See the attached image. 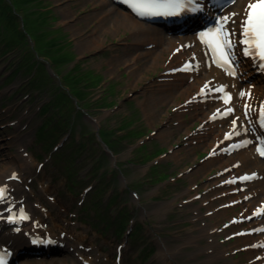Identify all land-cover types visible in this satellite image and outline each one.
<instances>
[{
    "label": "rangeland",
    "instance_id": "374dc122",
    "mask_svg": "<svg viewBox=\"0 0 264 264\" xmlns=\"http://www.w3.org/2000/svg\"><path fill=\"white\" fill-rule=\"evenodd\" d=\"M41 2L42 8L49 13L44 20L40 19L37 9H33L30 18L26 16L27 9L17 5L13 8L36 50L35 54L31 53L35 60L33 74L20 69L28 51L15 48L12 53H7L3 48L6 37L0 34V170L13 167L22 173L20 157H33L35 165L29 174L25 171L27 177L22 184L31 195L28 204L33 207L38 202L46 207L49 212L47 222L56 221V226L49 223L53 228L52 235L59 238L64 247H57L59 244L55 241L56 247L42 254L41 260L32 252L31 257L25 255L23 258L31 259L28 262L33 264L42 260L44 264H87L80 260L82 257L90 260L89 264H228L232 261L249 264V257L237 246L241 243L230 238L233 232L226 233L229 231L222 229L229 220L227 217H233V213L218 220L212 215L202 217L201 213L208 209L205 204L189 200L188 189L204 191L203 186L213 175V170L191 174L204 163L201 162L206 155L204 147L195 152L193 150L200 146L194 148L188 142L199 122H189L191 119L186 115L189 124L186 133L185 129H178L179 121L173 117L175 111L171 107L174 103L154 100L162 69L147 67L142 59L131 60L128 68L122 64L129 54L123 45L129 40L128 34L103 18L106 8H96V0ZM31 5L30 8L38 7ZM46 20L59 32L56 38L62 37V45L53 46V38H45L42 34ZM99 25L112 29L113 34L101 31ZM4 31L0 18V33ZM93 39L96 44H92ZM46 52L54 53V57ZM60 52L70 53V59L59 61ZM73 68H79L83 75L87 71L97 74L95 76H101L102 81H96L97 86L88 88V95L78 100L83 101L82 109L74 116L70 128L75 131L64 135L65 131L55 137V142L50 137L44 139L41 136L44 132L40 135L39 129L46 117L54 115V108L60 104V110L71 114V103L76 106L75 99L72 98L71 103L65 101V96L57 92L56 87L61 83L72 93L68 74ZM52 98L54 108L50 114L39 113ZM102 98L114 103V107L107 109L104 108L106 104H97ZM183 98L179 97L177 103ZM59 99L65 102L59 103ZM131 127L133 132L125 131ZM97 130L111 135V139H107L108 135L105 137L110 148L104 149L101 145L105 142L100 144V140L95 139ZM138 132L144 136L138 141L129 136ZM82 144L81 154L70 162L72 169L68 171V163L59 160L60 156L62 159L71 147ZM64 148L65 153L59 155ZM101 149L106 154L102 160ZM175 152L176 156L173 155ZM148 157L153 160L147 162ZM165 175L166 179L160 181ZM94 191L99 194L92 201H96V207L107 218L108 228L97 220L92 208L95 203L90 204ZM111 196L114 201L107 206ZM210 204L214 207L216 202ZM35 211L39 218L44 215L43 209ZM125 214L133 224L142 225L139 239L138 236L131 239L123 231L118 233L116 221ZM207 225L212 231H220V234L210 236L217 240L218 249L227 250L221 260L213 258L216 248L209 249L210 241L201 237L199 228ZM61 233L65 237L62 238ZM188 235L196 239L188 243ZM228 249L236 253L229 256ZM77 253L82 255L76 257ZM118 258H121L120 262H117Z\"/></svg>",
    "mask_w": 264,
    "mask_h": 264
},
{
    "label": "bare ground",
    "instance_id": "6f19581e",
    "mask_svg": "<svg viewBox=\"0 0 264 264\" xmlns=\"http://www.w3.org/2000/svg\"><path fill=\"white\" fill-rule=\"evenodd\" d=\"M252 0H236L234 4H227L222 7V13L221 17H228V21H234L238 13L244 10V8H247V4ZM107 0H96L95 7H103L106 6ZM42 4V2H41ZM43 5V4H42ZM214 7H210L209 13L210 15L214 13ZM103 11V10H102ZM116 11V12H115ZM114 12V13H113ZM235 13L236 15L233 16L232 14ZM103 14H106L103 16V18L107 19L108 23H110L113 27L124 31L128 34L129 40L123 45L126 49L129 50V54L126 61H123L122 64H124L127 68L129 67V62L131 60H144L146 62L147 67L151 68H157L161 67L162 71L160 72L161 75L159 76L161 78V82L158 85V89L155 92V95H157L154 100L158 103L161 101H164L166 103H174V114L173 117L178 120V129H185V132L187 133L189 129V124H187V121L184 122L182 117L186 114L189 116L190 119H195L197 121H200V123H204L205 132L202 136L193 137L188 142H191L190 145H193L194 148L199 147L198 149H195L193 151L199 150L201 147H204L205 150H210L214 152V156L207 157L204 159V163L199 165L197 168L193 169L191 174L198 175V173H208L210 170H217L214 173H216V181L214 180L212 174L208 177L206 184L203 186L204 189V200L200 199L199 203L204 204L206 201L212 199L213 197H221L222 199L226 200L224 203L233 204L230 208L235 207L236 205H240V211H243V214H250V212L254 211L259 206V201H264V162L258 160L256 157L252 154L251 150H242L239 152H235L232 154H221L217 153V150L220 149L222 145H225L221 142V138L223 139L224 133L227 131V120H210L209 119V111L212 110L209 106H204L203 104L199 103L197 105H193L191 109H189L186 113L185 108L182 107V100L177 103V99L179 97H184V101L188 100L191 96L197 97L198 94L197 91L199 88L204 86V82L212 77H216L217 82H226L228 81L223 77V75L217 71L214 70V74L212 72H202L200 75L193 74V78L190 81L189 77L187 75H176V76H168L164 72L174 67V64L168 65L170 63H176L178 64L183 60V58L186 55L191 56V53L185 49L184 42L187 40L193 39V34L188 35H181V36H169L164 28L158 26V25H150V24H144V23H134L130 21L129 16H124L123 20L118 18L120 16V13L117 11L115 7H106V9L103 11ZM51 24V22H50ZM99 28L101 31L113 34V30L109 29L108 27H101L99 25ZM27 39V47L25 46L23 49L28 51L29 48H31L32 43L28 36H25ZM92 44H96L95 40L93 39ZM179 44V46H178ZM179 47L174 53L172 52L174 48ZM181 48V49H180ZM196 53H201L200 48L197 47ZM172 53V54H171ZM170 56L168 57V55ZM47 61H44L46 64ZM147 67H143L144 69ZM244 70H249L251 73H253V70H251V67L247 65V67ZM197 71L199 72V67L197 68ZM52 77V76H50ZM102 79V77H100ZM243 78V77H242ZM52 79V78H51ZM229 88L238 94L239 89H246V90H253L255 91V94H257V97L260 99H264V79L260 76H258L252 84H244L243 82H240L239 79L232 80ZM66 95H69L70 93L64 91ZM251 105L254 104V101L251 99L249 101ZM234 104H238L239 109H242L243 101L239 100L237 97L234 99ZM42 112V109L39 110V113ZM248 115H242L239 113L234 114V119L237 120L238 125L244 127L242 129L243 133L246 132L247 134H244L245 136H249L251 138L255 137V134L249 129V127L246 124L247 119H250V115L252 114V110H248ZM91 119V118H89ZM93 121V120H92ZM245 124V125H244ZM40 130V129H39ZM160 136L163 134L159 133ZM244 136V137H245ZM203 143H207L204 145ZM104 145H106L104 143ZM190 150L191 148H187ZM207 150V151H208ZM174 156L177 155V152L173 154ZM22 160V173L17 171V169L10 167L8 170H0V185H7L9 187L8 191H11V200L14 203L19 204H27L29 203L31 199V195H29L28 192H26V189L23 187V183L25 181L26 174L30 173V169L32 166L35 165V160L32 156L25 158L24 155L20 157ZM254 171L256 173V177L254 179V182L251 184H242V183H230L229 181L238 177L242 173H249ZM16 173L17 178L19 177L21 181L17 182H8V179L12 178L13 174ZM24 173V174H23ZM12 181V180H10ZM191 182H194V184H197V181L195 179H191ZM192 184V186H194ZM13 191V192H12ZM195 191H192V188H189L187 191V194L189 195V198H192L196 194ZM236 199H243L241 203H236ZM202 206V205H201ZM30 210L31 206H28ZM36 207L39 209H43V207L37 203ZM36 207H33V210H37ZM161 209V208H160ZM205 209V208H204ZM211 209V208H210ZM226 209V208H225ZM32 210V211H33ZM232 210V209H231ZM231 210H221V211H214L211 214L213 217H215L217 220L218 218H225L228 216V213L231 212ZM236 214H239V210L233 209ZM206 212V211H205ZM205 212L201 213L203 216H205ZM251 212V213H252ZM33 214L35 216V212L33 211ZM196 215V214H195ZM198 218V216H197ZM230 218V217H227ZM36 221L38 222L36 229H28L26 231V235H29V233H34L36 236L40 235V230H42L45 235H50L51 232H53V228H51L50 225L56 226V221H52L49 225V223H46V221L41 217V219L36 218ZM202 219V217H200ZM47 229H43V227ZM251 227H258V226H264V212L262 215L258 217H254V219L251 222ZM237 227H240L238 224ZM2 231L0 233V239L3 242L4 246L15 249L16 255L15 258L18 261L19 254L22 252V250L26 249V246L28 245V237L24 236V234H13L12 231L8 232L10 229L6 226V223L2 224ZM236 225L231 226L230 231L226 233H236L241 230L236 231L235 230ZM201 237L204 235L210 236V226L207 225L205 228L201 229ZM66 231V230H65ZM187 235V234H186ZM51 240L59 241V238L57 239L54 237L51 233ZM189 236V235H188ZM211 237V236H210ZM84 239V238H83ZM196 237H190L187 239L188 243H192L191 241H194ZM184 240V239H183ZM237 242H240L243 246H245V254L248 255L249 260L252 264H264V248L259 249H253V246L264 243V231L260 234H253L246 237H241L236 239ZM186 241V240H185ZM210 241V244L208 245L209 249L216 248L213 252L215 253L213 255L214 259H222L224 256L227 255V251L223 249L217 248V241L213 239H208L207 242ZM27 242V243H25ZM62 243V242H61ZM207 245V244H206ZM29 247V246H28ZM82 254L77 253L76 257L80 256ZM230 256V255H229ZM14 258V259H15ZM82 262L90 263V260H86L84 257H82ZM43 262V261H42ZM21 264H31V262H21ZM44 264V263H41ZM228 264H235V262H231Z\"/></svg>",
    "mask_w": 264,
    "mask_h": 264
},
{
    "label": "trees",
    "instance_id": "16d2710c",
    "mask_svg": "<svg viewBox=\"0 0 264 264\" xmlns=\"http://www.w3.org/2000/svg\"><path fill=\"white\" fill-rule=\"evenodd\" d=\"M33 5H38V7H32L30 8V6ZM15 5L19 6L20 9L22 8L23 10H26V16L30 17V15L35 11L33 9H37L36 11L39 12L40 15V19L44 20V17L46 19L47 14H49L47 12V9H43L42 8V4H41V0H15V2H12L11 0H0V18H1V22H2V26L5 28V31L0 33V34H4L5 35V42L3 48L7 51V53H12V50H14L15 48H19V49H23L25 46L27 47V39L25 38V36H27V32L25 31L24 26H22V22L21 20L16 16L15 14V10H13V8L15 9ZM39 9V10H38ZM14 12V13H13ZM15 17V19H14ZM31 18V17H30ZM50 21V20H49ZM38 28V27H36ZM42 34H44L45 38H53L52 40V44L53 46L57 45V44H61V40L62 37L60 38V40H58L57 34L59 32H56L53 28L50 27L49 23L47 24V20L44 21V28L41 29ZM8 34V36H7ZM10 35V36H9ZM62 45V44H61ZM67 50V49H66ZM35 51L33 49V47L31 46V48L28 49V52L25 54L26 58L24 59V61H21L20 64V69L21 67L23 68V70L25 71V73H34V64H35V60L34 57L31 55V53L33 52L35 54ZM59 52V51H58ZM46 54L51 55L52 57H54V53H48L46 52ZM64 54V55H63ZM59 55L58 60L59 61H67L70 59L71 54L70 53H63ZM33 58V60H32ZM58 63L55 64V66L58 68L59 64ZM54 66V65H53ZM55 73V71H54ZM95 74V73H94ZM46 77L50 78V75H48L47 73L44 74ZM97 75V74H95ZM93 74H89L88 71L83 75L79 73V68H73L71 69V71L68 74L69 80L72 82L71 86H72V93H70L69 95H66L64 93V91H66L65 88H63L61 86V83L58 84L57 87V92H61L65 97L64 100L70 102L71 101V97H74L75 100L78 99H84L87 95H88V88L92 89L95 86H97V84H95V82L97 81L98 83H100L102 81V79L99 77H96ZM31 81H30V84ZM38 85V84H37ZM100 85V84H99ZM53 98L51 99L50 103H46L43 108H42V113H44V115H48L50 114L49 112L51 111V108L53 107ZM64 100H60L59 99V103L65 102ZM101 99H99L100 101ZM100 104H108V100H102L100 102ZM83 102V101H81ZM71 103V102H70ZM81 103L75 106L74 104L72 105L71 103V114H69L68 112L62 111L59 109L60 104L58 107H55V113L53 115L50 114L49 117H46L45 122L42 124L41 127V132H44V135L42 133V137L45 139L46 137H50V140H53L55 142V137H59L61 136V134L64 133V135H66L67 133H72L75 131V129H70L72 124H73V120H74V116L79 114V111L77 110L78 107H81ZM57 114V117L56 115ZM48 121V123H47ZM120 129V128H119ZM122 130V129H121ZM68 131V132H67ZM127 132H133L132 128L125 130ZM124 131V132H125ZM69 134V135H70ZM108 137L107 139H111V135L107 134ZM105 132L100 131L99 133V137L101 138V142H105L106 146H107V142L105 141V137L107 136ZM140 134L139 132L137 134H132L129 136H132L133 138L138 137ZM104 138V140H103ZM114 141L115 138L113 137ZM104 144V143H103ZM67 147V146H66ZM65 147V148H66ZM108 147L110 148V146L108 145ZM61 150L60 154L65 153L66 149ZM83 144L82 145H76L74 147H71V151L69 153H66L65 156H60L59 160H64V162L68 163V167L67 170L70 171L72 169L71 167V161H73L74 159H77V156L79 154H81V150L83 149ZM102 152V156L100 157V159L102 160L103 158L105 159V153L104 151L101 149ZM58 156V154H56ZM74 156V157H73ZM97 160V159H96ZM99 162V159H98ZM97 161H95V164L98 163ZM97 165V164H96Z\"/></svg>",
    "mask_w": 264,
    "mask_h": 264
},
{
    "label": "snow or ice",
    "instance_id": "6c2138e0",
    "mask_svg": "<svg viewBox=\"0 0 264 264\" xmlns=\"http://www.w3.org/2000/svg\"><path fill=\"white\" fill-rule=\"evenodd\" d=\"M122 2L127 4L139 16H178L182 12L187 14L188 12H201L203 10L200 6V0H122ZM232 15L235 16L236 14L233 13ZM222 19L227 21L228 17ZM241 24L243 39L240 42L245 45V55H258L260 60H264V0H255V2L247 5L246 16ZM208 36L213 38L214 50L219 52L220 58L225 64L232 66L231 74L235 75V64L231 60L232 36H234V33L231 30L225 31V26L222 24L211 33H204L202 39ZM245 95V93H241V96ZM230 99L229 96L225 103H228ZM228 111L231 112L233 109L229 108ZM245 115H247V112ZM261 116H264V109H261ZM261 155H264V150L261 151ZM7 196L8 189L0 187V202H6ZM9 211L11 210L9 209ZM9 219L15 221L16 218L9 217ZM19 219L23 220L27 217L21 213ZM16 231H19V229H16ZM36 242L33 241V243ZM7 255L6 252L0 251V264H6Z\"/></svg>",
    "mask_w": 264,
    "mask_h": 264
}]
</instances>
